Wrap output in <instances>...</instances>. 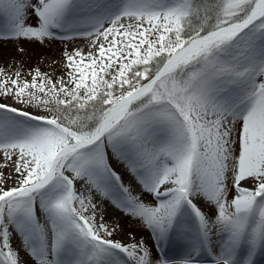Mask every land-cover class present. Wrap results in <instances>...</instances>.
<instances>
[{
    "label": "snow or ice",
    "instance_id": "snow-or-ice-1",
    "mask_svg": "<svg viewBox=\"0 0 264 264\" xmlns=\"http://www.w3.org/2000/svg\"><path fill=\"white\" fill-rule=\"evenodd\" d=\"M0 17V41H89L55 79L0 66V264H260L264 0H0ZM105 201L151 242L116 238Z\"/></svg>",
    "mask_w": 264,
    "mask_h": 264
},
{
    "label": "rangeland",
    "instance_id": "rangeland-1",
    "mask_svg": "<svg viewBox=\"0 0 264 264\" xmlns=\"http://www.w3.org/2000/svg\"><path fill=\"white\" fill-rule=\"evenodd\" d=\"M31 11V10H30ZM28 22H32V17H28ZM60 40L54 39L47 43H39L37 41L28 40H9L0 41V66L16 67L14 60L23 63L24 68L27 70L30 64L33 67H40L41 71L48 73L53 76V79L60 76L61 74H66V68L64 64L63 53L65 50L71 51L73 48H81L80 46L87 45L83 51H88V38L82 37L74 40ZM85 42H87L85 44ZM18 45H23L25 51L23 53L17 50ZM83 47V46H82ZM3 98V97H0ZM113 221L119 222L120 230L114 233L116 238L121 239L124 242H128V233L132 232L135 238L139 240L141 237H146V228L141 227L137 222L123 213L120 216L115 217L109 223Z\"/></svg>",
    "mask_w": 264,
    "mask_h": 264
},
{
    "label": "bare ground",
    "instance_id": "bare-ground-1",
    "mask_svg": "<svg viewBox=\"0 0 264 264\" xmlns=\"http://www.w3.org/2000/svg\"><path fill=\"white\" fill-rule=\"evenodd\" d=\"M0 22H2V17H0ZM77 38H82V37H72L70 40H74V39H77ZM86 43L87 42H85V44ZM88 43H89V41H88ZM80 47L82 49H85V47H87V45H83L82 44ZM29 67L32 68V65L30 64ZM3 99L4 98H0V100H3ZM7 102L8 103H15V101L11 97H8L7 98ZM124 179H125V182L126 183L129 182V177L128 176H125ZM104 203L108 206V214L104 216V219H105L106 222H109L112 219L114 220L115 217L120 216V213H121L120 211L114 209L111 205H108V202L107 201H105ZM145 231H147V232H146V237H144V238H145L146 242H149L150 243L151 241L149 239L148 230L146 229ZM18 245H19V238L18 237H14L13 238V246L16 247ZM22 255H25V253H23V250H22ZM258 259L260 260V264H264V258H258Z\"/></svg>",
    "mask_w": 264,
    "mask_h": 264
}]
</instances>
